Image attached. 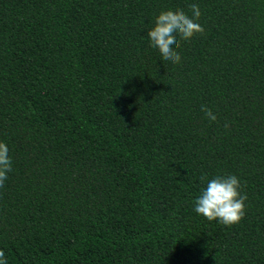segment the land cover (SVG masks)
I'll list each match as a JSON object with an SVG mask.
<instances>
[{
	"label": "trees",
	"instance_id": "trees-1",
	"mask_svg": "<svg viewBox=\"0 0 264 264\" xmlns=\"http://www.w3.org/2000/svg\"><path fill=\"white\" fill-rule=\"evenodd\" d=\"M190 4L170 64L147 31ZM0 141L7 264H264V0H0ZM204 174L239 223L195 212Z\"/></svg>",
	"mask_w": 264,
	"mask_h": 264
},
{
	"label": "clouds",
	"instance_id": "clouds-1",
	"mask_svg": "<svg viewBox=\"0 0 264 264\" xmlns=\"http://www.w3.org/2000/svg\"><path fill=\"white\" fill-rule=\"evenodd\" d=\"M192 15L183 9H166L159 12L153 25L147 31L150 46L158 49L161 59L170 64H179L181 55L177 48L180 41H188L197 33L203 34L204 28L198 23L201 16L199 5L190 4ZM201 111L210 122L217 116L207 105H201ZM225 127H228L226 124ZM6 143L0 141V187L12 171V159L8 154ZM200 181L206 184L193 201L194 210L209 221H218L225 226L239 223L246 214V193H242L240 178L235 174L216 175L210 180L207 175H201ZM0 264H7L3 250H0Z\"/></svg>",
	"mask_w": 264,
	"mask_h": 264
}]
</instances>
